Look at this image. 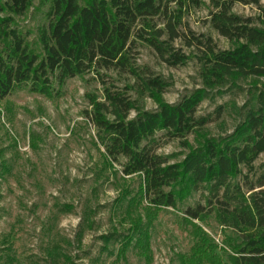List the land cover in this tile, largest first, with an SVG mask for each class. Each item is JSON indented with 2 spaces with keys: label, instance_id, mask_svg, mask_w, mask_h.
<instances>
[{
  "label": "trees",
  "instance_id": "16d2710c",
  "mask_svg": "<svg viewBox=\"0 0 264 264\" xmlns=\"http://www.w3.org/2000/svg\"><path fill=\"white\" fill-rule=\"evenodd\" d=\"M34 1L0 0V100L24 86L32 93L53 96L54 82L62 87L69 79L96 73L102 78L104 100H91L89 117L99 143L113 163L125 160L124 175L142 176L143 197L150 207L177 209L188 194L201 191L204 203L189 206L184 221L195 226L215 214L222 226L238 234L239 240L228 246L233 252L230 263L264 264V171L259 174L255 166L264 154V82L255 83L264 80L263 5L255 0L259 15L242 17L232 12V2L215 4L211 26L234 44L220 49L211 36L183 25L185 10L200 7L204 0H49L39 54L16 21ZM137 41L151 47L170 67L196 59L203 86L178 103L166 102L162 96L172 82L136 66L132 53ZM177 41L190 53L177 47ZM102 70L129 73L134 84L124 90L109 87ZM246 79L255 85L243 106L236 107L239 123L231 134L207 137L179 163L156 152L151 141L157 133L184 140L201 131L214 119L199 116L200 105L241 90L239 81ZM130 90L137 93L136 99ZM145 97L155 102L156 109H146ZM224 111L218 106L217 118ZM137 245L147 251V240ZM199 246L188 264H204V257L210 264L219 262L217 248L202 241Z\"/></svg>",
  "mask_w": 264,
  "mask_h": 264
},
{
  "label": "rangeland",
  "instance_id": "374dc122",
  "mask_svg": "<svg viewBox=\"0 0 264 264\" xmlns=\"http://www.w3.org/2000/svg\"><path fill=\"white\" fill-rule=\"evenodd\" d=\"M254 1L204 0L200 7L185 10L183 25L211 36L220 49H230L234 44L212 28L210 13L216 11V3L232 2L234 14L256 17L259 9ZM258 1L264 7V0ZM49 8V0H35L24 16L16 17L39 54ZM158 24L162 27L163 22ZM175 44L190 53L180 41ZM132 55L137 67L172 82L162 96L166 102L178 103L203 86L196 59L170 67L140 41L133 45ZM101 75L107 86L114 84L119 90L134 84L129 73L102 70ZM239 84L241 90L200 105L198 115L214 119L201 131L184 140L157 133L151 141L156 152L179 163L207 137L231 134L239 123L236 107L243 106L255 85L252 79ZM54 88L53 96H45L24 86L0 100V264H188L201 249V241L217 248V264H231L233 252L228 246L239 240L235 231L222 226L215 214L195 226L184 221L189 206L204 203L201 191L188 194L177 209L153 210L143 197L142 176L124 175L125 160L118 164L108 158L89 117L91 100H104L101 77L91 72L62 87L54 82ZM128 93L137 98L134 90ZM142 103L148 110L156 109L150 98ZM221 105L225 111L217 118L215 111ZM255 166L259 174L264 171V154ZM140 240H147L145 253L137 247ZM205 259L204 264H210Z\"/></svg>",
  "mask_w": 264,
  "mask_h": 264
}]
</instances>
